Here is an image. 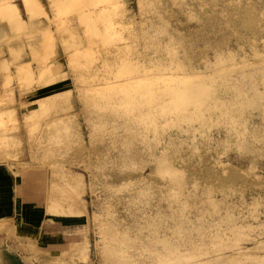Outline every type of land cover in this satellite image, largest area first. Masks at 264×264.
Returning a JSON list of instances; mask_svg holds the SVG:
<instances>
[{
	"label": "rangeland",
	"instance_id": "374dc122",
	"mask_svg": "<svg viewBox=\"0 0 264 264\" xmlns=\"http://www.w3.org/2000/svg\"><path fill=\"white\" fill-rule=\"evenodd\" d=\"M0 82L3 161L74 218L0 264H264V0H0Z\"/></svg>",
	"mask_w": 264,
	"mask_h": 264
},
{
	"label": "crops",
	"instance_id": "0c3cea01",
	"mask_svg": "<svg viewBox=\"0 0 264 264\" xmlns=\"http://www.w3.org/2000/svg\"><path fill=\"white\" fill-rule=\"evenodd\" d=\"M1 86V82H0ZM1 88V87H0ZM2 98V91L0 89V101ZM14 110L11 108L3 109L0 107V126H8L9 117ZM17 139L16 136H9L0 132V146L5 141V145L13 144ZM9 142V144H8ZM6 146L4 149H6ZM0 149V224L4 225V229L15 230L24 228H31V217L36 218V232H39L38 238L42 247L45 248H60L65 242L66 220H73V217H65V215L57 214L50 216L45 205L39 202V197L33 194L31 187H23L21 178L16 173L15 165L12 162H5V156L13 157L11 153L7 154ZM41 199V198H40ZM38 200V201H37ZM52 219L53 227L48 225L49 229L43 232V223L48 219ZM17 225V226H16ZM77 226L74 221L71 227ZM2 232V231H1ZM7 240V238H6Z\"/></svg>",
	"mask_w": 264,
	"mask_h": 264
},
{
	"label": "bare ground",
	"instance_id": "6f19581e",
	"mask_svg": "<svg viewBox=\"0 0 264 264\" xmlns=\"http://www.w3.org/2000/svg\"><path fill=\"white\" fill-rule=\"evenodd\" d=\"M5 125V124H4Z\"/></svg>",
	"mask_w": 264,
	"mask_h": 264
}]
</instances>
